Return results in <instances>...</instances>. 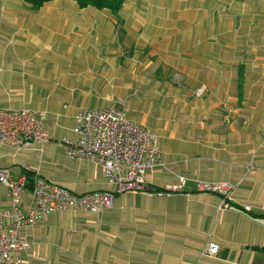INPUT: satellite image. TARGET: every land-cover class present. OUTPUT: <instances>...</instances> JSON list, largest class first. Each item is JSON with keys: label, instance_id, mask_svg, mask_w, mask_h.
Returning a JSON list of instances; mask_svg holds the SVG:
<instances>
[{"label": "crops", "instance_id": "1", "mask_svg": "<svg viewBox=\"0 0 264 264\" xmlns=\"http://www.w3.org/2000/svg\"><path fill=\"white\" fill-rule=\"evenodd\" d=\"M263 15L264 0H124L117 13L76 0L39 10L24 0H0V105L45 113L50 135L41 149L0 146V169L16 179L39 172L77 195L112 190L99 166L68 160L62 140L74 137L81 110L105 109L139 85L143 99L129 103L128 115L162 137L167 164L147 175V186L174 187L180 177L187 183L163 196H116L112 210L91 213L101 215L103 232L126 231L120 246L103 233L92 249L105 257L93 262L264 264V218L254 216L264 215ZM202 86L204 101L179 98ZM194 180L233 184L229 206L198 191ZM30 201L27 192L21 209ZM9 205L0 185V208ZM126 206L142 207L137 224L105 216ZM57 214L53 225L43 227L42 219L24 231L32 254L28 261L22 252L21 264H34V240L54 230ZM209 242L218 244L216 256L204 255ZM126 243L132 247L124 250ZM88 255L80 256L90 262Z\"/></svg>", "mask_w": 264, "mask_h": 264}, {"label": "built area", "instance_id": "2", "mask_svg": "<svg viewBox=\"0 0 264 264\" xmlns=\"http://www.w3.org/2000/svg\"><path fill=\"white\" fill-rule=\"evenodd\" d=\"M175 77L180 78V74ZM205 90L206 87L202 86L194 95L200 97ZM73 135L72 139L62 140L64 156L71 161L99 166L112 190L77 195L43 178L39 172L30 181L26 175L16 179L8 170L0 169V185L7 188L10 199L9 207L0 208V264L22 263L20 254L32 247L24 237V231L46 216L63 211L100 214L112 210L116 196L128 192L150 194L147 175L167 169L159 134L132 120L124 105L81 110L75 116ZM49 141L45 113L8 110L0 105V146L21 152L34 147L41 149ZM194 182L198 191L216 194L222 198L224 208L229 206L235 190L233 184L226 181ZM186 183L187 179L180 177L178 185L167 186L164 192L155 194L163 196L178 191ZM27 192L31 201L24 211L21 203ZM245 209L249 211L250 207L245 206ZM218 250L217 243L209 242L204 255L216 256Z\"/></svg>", "mask_w": 264, "mask_h": 264}, {"label": "rangeland", "instance_id": "3", "mask_svg": "<svg viewBox=\"0 0 264 264\" xmlns=\"http://www.w3.org/2000/svg\"><path fill=\"white\" fill-rule=\"evenodd\" d=\"M139 88L140 87L138 85L136 89L127 91L126 94L122 95L121 101L105 107L110 108L113 106L124 105L129 110L130 102H136L137 100L143 99L142 98L143 94L141 93V90ZM135 90H137L138 92H135L136 94H133ZM204 97H205L204 95L200 97H197L195 95L179 96V98L184 99L183 102H188V103L194 101H204L205 100ZM154 104L158 106V102H155ZM160 142L161 143L163 142L162 137L160 138ZM189 187L191 188L192 186ZM128 193H134V192H128ZM135 193H140V192H135ZM138 203L141 202L138 201ZM132 207L133 208L126 206L123 209L122 208L118 209L115 207L113 211L109 213H105V216H113L112 218L113 221L120 220L122 221L121 223H123L124 226H126V224H128L129 222L137 224V222L141 220L139 216H141L142 214V207L139 208H134V206ZM58 216L59 214L57 213L46 216L42 220V224H43L42 226L45 227L46 225L47 226L53 225ZM62 223L67 224L68 225L67 228L60 227ZM52 228L54 230L46 231L43 232V234H41L42 240H39L40 242L34 240V264H95L93 262V258L100 259L102 257H105V256H96L94 254V249H92V248H99L100 238L102 234L105 233L103 232L104 230L102 229L101 215H93L91 213L79 212V211L78 212L63 211L60 212V217L58 219L57 226H54ZM105 234H107L109 237L111 235L116 236V239H112V240L117 242L120 240V238L122 239L124 236H126V231L123 230L121 227L119 228V231H115L112 233L106 232ZM38 243L40 244L38 245ZM115 245L120 246L121 244L117 242L115 243ZM38 246L39 248H41L43 252L42 254H39ZM131 247L132 245L126 243L123 249L126 250L127 248L130 249ZM135 248L137 250L138 246L136 245ZM74 251H76L78 255L77 254L75 255ZM85 252L88 254L89 252L92 253L91 256L88 255V257L92 261L86 262L88 258L85 256H80L81 253H85ZM23 254H24L23 259L27 258V260L29 261V257L32 254L31 250H27L23 252ZM78 256H80L81 258H78ZM67 258L74 260L72 261L63 260ZM84 260L85 262L83 263Z\"/></svg>", "mask_w": 264, "mask_h": 264}, {"label": "trees", "instance_id": "4", "mask_svg": "<svg viewBox=\"0 0 264 264\" xmlns=\"http://www.w3.org/2000/svg\"><path fill=\"white\" fill-rule=\"evenodd\" d=\"M25 3L30 5L33 10H39L45 3L54 1V0H24ZM80 7H88L92 6L96 9H109L113 13H117L123 6L124 0H76ZM25 175L27 178L32 181L35 173L33 172H26ZM148 191L151 193H160L164 192L163 188H148ZM257 218H264V215H254Z\"/></svg>", "mask_w": 264, "mask_h": 264}]
</instances>
